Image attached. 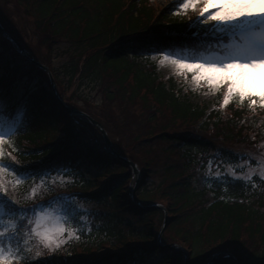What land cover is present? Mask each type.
I'll return each instance as SVG.
<instances>
[{
  "label": "trees",
  "instance_id": "obj_1",
  "mask_svg": "<svg viewBox=\"0 0 264 264\" xmlns=\"http://www.w3.org/2000/svg\"><path fill=\"white\" fill-rule=\"evenodd\" d=\"M200 1L180 0L158 9L149 0H15L46 45L62 41L68 45L62 70L58 75L49 70L65 104L72 102L71 97L63 98L62 81L76 89L85 82L96 86L93 94L100 95L101 109L118 103L125 111V125L132 129L129 144L138 146L137 160L130 159L142 170L135 200L143 205L157 202L167 212L162 242L181 244L187 264H200L222 251L230 252L237 264H264V180L213 176L214 164L209 163L213 159L224 167L244 162L256 146L262 151L261 97L232 96L224 114L207 111L180 95L170 80L162 81L154 63L141 53L142 48L162 53L207 46L210 40L200 35L213 21L192 27ZM230 26L213 29L219 33ZM41 73L15 51L0 50V115L23 99L29 112L23 121L13 123L0 145V246L14 257L11 264H183L181 254L157 245L162 210L142 208L130 199L129 168L107 153L102 142L82 133L85 125L96 129L63 110ZM33 77L37 82L29 87ZM19 85L22 92L12 97ZM84 98L78 100L86 103ZM74 104L91 118H102ZM155 141L173 148L162 150L164 164L151 190L146 178L152 173L149 151ZM63 171L78 173L79 182L62 193L58 186L40 183ZM73 196L98 206L99 219L108 224L106 231L94 239L81 234L59 247L46 245L33 228L36 213ZM213 264L233 263L221 258Z\"/></svg>",
  "mask_w": 264,
  "mask_h": 264
},
{
  "label": "rangeland",
  "instance_id": "obj_2",
  "mask_svg": "<svg viewBox=\"0 0 264 264\" xmlns=\"http://www.w3.org/2000/svg\"><path fill=\"white\" fill-rule=\"evenodd\" d=\"M149 1L155 8L158 9H167L169 7H173L174 4H177V0ZM211 5L213 6L212 3L209 4V6ZM204 7L205 5L203 6V9ZM216 10V8H214V10L212 11H207L205 9L202 12L201 17L206 18ZM237 20H239L241 24L247 25V28L241 29L239 32H237L236 35L237 38L240 39V42L234 40L236 38L235 36H230L232 42L226 47L228 50L226 49L224 53L222 52L223 54L215 53L210 58L193 59L191 57H187L185 53H183L182 56L176 53H174L173 55L170 53H165L163 55L151 53L149 55V60L154 63L157 75L164 82L170 80L175 89L178 90L179 94L187 97L194 104H201L205 106L207 108V111L218 110V112H222V114H224L226 105L224 96L227 93L226 83H220L219 85H216L203 78L197 79L196 77L199 76V72L195 70L189 71L187 69H182L176 63H174V61L184 60L188 63L205 64L217 63L219 67L223 69V71L209 70L206 72V74L215 75L218 77L226 75L229 70L225 69L224 66L232 63L233 57L240 55L239 50L246 48L250 43H254L259 46L261 44V41L264 40V36L260 32V30H257L258 27L255 29L253 28L256 26H259L260 29L264 28V17H240L237 18ZM0 24L2 26H5V29L10 32V34L17 40V42L25 48L27 54L34 58L38 64L47 67L48 70H51L53 73H55V75H58V71H61L63 68V64L67 62V57H65V49L68 45L66 42H58L56 45L47 43L46 45L43 37L39 35L30 18L23 13L21 7L17 5L15 0H0ZM246 36L250 37V39L246 40ZM0 38V50L7 49L16 52V50L10 43H8L7 41H5L4 43V39L1 36ZM147 52L148 51H146L144 48L141 49V53L145 54ZM260 52L261 50L258 47L256 54L260 55ZM241 62H247L246 57H242ZM237 71L238 69H232L231 74L235 76ZM41 75L43 79L45 81L47 80L48 82L46 74L42 72ZM52 79H54L53 76ZM36 82L37 78H34L31 80V83H29L28 86L31 87L35 85ZM20 86L21 85H19L18 88L14 89V94L12 93V97H18V95L22 92ZM62 87L64 89V92H62L64 99H69L71 97L69 100L72 103L75 101V104L73 103L74 105L87 109V113L89 112L92 115L95 114L102 117L101 119H93L88 115L92 120L101 125L111 144L114 143L124 154V157L126 159H128L129 161H131V159L137 160L134 154L138 149V146L135 143L129 144L128 133L130 134V130L132 129H127L125 125V111L123 113L121 112V107L118 103L112 105L109 104L101 109V105H98L100 95H97V97L94 96L93 90H95L96 86H94L93 84L86 85V83L84 82L83 84H80L76 89V86H73L72 83L70 84L66 81H62ZM89 92L91 94H88ZM231 95L237 96L241 99V97L235 92ZM79 96L82 98L83 96H85L84 99L86 100V103L80 102L78 100ZM249 97L260 98V95L254 93L246 94L242 99ZM23 101L24 99L19 101V103L16 105V108L10 110L8 114L0 115V132H2L3 130L6 131L12 126L13 118L18 117V120H21L22 118L24 119L28 117L29 112H25L24 110L21 111ZM72 103L70 104V107H72ZM73 109L86 114L80 109ZM81 121L84 120L81 119ZM203 121L204 118L201 120V122ZM82 129V133L91 138V140L94 139L99 143L102 142L100 139L101 136L98 134V132H96V130L91 129L86 125ZM200 130L203 132L202 128ZM219 144H216L217 148H223V146ZM150 147L152 151H149L151 153L149 154V157H151L153 160L151 167L152 173H148L151 174V176L146 178V185L148 189L152 190L153 187L157 185L159 180L157 174L158 170H160L162 165L164 164L163 162L166 155L162 153V150L165 148H173V146L169 145V143L155 141L150 145ZM243 148H245V146H243ZM173 151L176 152V150ZM211 154L212 153H209L208 155L210 156ZM209 156L207 157L209 158ZM169 158L171 160L170 164L174 166V156L172 155ZM131 162L134 163L133 161ZM209 163L214 164L212 166L213 168H208L210 169L213 176H217L222 173L228 174L229 176L234 178L242 179L244 181L252 180L254 176L264 180V148L262 149V151H258V148L256 146L255 150H252L251 152H249V154L245 155L244 162H240L237 164H229L228 166L222 167L218 163L215 164L213 162V159H209ZM134 164H136V166L138 167L137 162ZM154 169H157L156 173H154ZM138 171H142L140 167H138ZM82 175L85 177L84 174ZM86 176L89 177L93 175L87 174ZM79 180L80 177L78 173L57 172L52 175L43 177L40 183L52 187L58 186L60 189L59 193H62L65 188H67V186L78 183ZM139 181L140 179H137L136 185H138ZM133 185L134 179L131 176L127 181V192L131 187H133ZM58 201L59 202L56 204L44 207V209H42L36 215V220L33 228L36 229V232L39 234L40 238L46 245H55V247H59L62 242L78 240L82 237V235L87 239H94L104 234V231H106V227L108 224H104L105 222H102V220L99 219L100 210L97 205L93 203L81 202V200L77 199L76 196L59 199ZM165 215H167V212L165 213ZM156 219L157 218L154 219V222H156Z\"/></svg>",
  "mask_w": 264,
  "mask_h": 264
},
{
  "label": "snow or ice",
  "instance_id": "obj_3",
  "mask_svg": "<svg viewBox=\"0 0 264 264\" xmlns=\"http://www.w3.org/2000/svg\"><path fill=\"white\" fill-rule=\"evenodd\" d=\"M189 0H185L188 3ZM212 3L217 9L209 16V20L218 21H234L240 17H264V0H205V7L201 9L203 12L209 4ZM258 47L261 52L257 55ZM240 55L233 57V62L225 65V69L229 70L226 75L215 76L207 75L206 72L223 71L217 63H188L184 60H176V63L182 69L189 71L195 70L199 72L197 79L203 78L210 83L219 85L226 83L227 93L224 96V101L227 103L229 96L232 93H237L241 99L246 94H257L261 97V102L264 103V40L257 46L250 43L246 48L239 50ZM242 57H246L247 62H241ZM232 69H238L235 76L231 74ZM205 70V71H201ZM8 133L0 132V145L7 139ZM2 154V149H0ZM14 259L9 252L0 246V264H11Z\"/></svg>",
  "mask_w": 264,
  "mask_h": 264
},
{
  "label": "water",
  "instance_id": "obj_4",
  "mask_svg": "<svg viewBox=\"0 0 264 264\" xmlns=\"http://www.w3.org/2000/svg\"><path fill=\"white\" fill-rule=\"evenodd\" d=\"M0 34L5 38L7 39L8 41H10V43L13 45V47L15 48V50L22 56L24 57L25 59L29 60L30 62H32L33 64H35L36 66H38L40 69H42L43 71L46 72L47 74V77H48V80H49V84H50V88H51V91L55 97V99L57 100V102L60 104V106L71 116H78L79 118L87 121L88 123H90L92 126H94L101 134L102 136V140H103V143H104V148L109 151V153H111L113 156H115L119 161H121L122 163H124L125 165H127L130 169H131V173H132V177L134 179V185L133 187H131L129 189V196L134 200V191H135V185H136V182H137V179H138V170H137V167L135 166V164H133L131 161H129L128 159H126L125 157L123 156H120V155H117L113 149H112V146H111V143L105 133V131L103 130V128L101 127V125L97 122H95L94 120H92L88 115L82 113L81 111H78V110H74L70 107H68L67 105H65L62 100L59 98V96L57 95L56 93V89H55V84H54V81L51 77V74L49 73L47 67L41 65V64H38L36 61L32 60L31 58H29L25 51L23 50V48L18 44V42L12 38L3 28L2 26L0 25ZM144 208H155V207H159L163 210V208L160 206V205H157V204H150V205H146V206H143ZM166 225V215L164 213V218H163V224L160 228V230L158 231L157 233V244L159 245V247H162V248H167V249H171V250H175V251H178L180 252L182 255H183V258H184V264H186L187 262V256H186V253L185 251L182 249L181 246L177 245V244H174V243H171V244H167V245H163L161 244V235H162V232H163V229ZM223 255V258L226 257V258H229L232 260L233 264H237L234 256L232 254H230L229 252H219V253H214L212 254L211 256H209L206 260H204L202 263L200 264H211L212 262L220 259L221 257H219V255Z\"/></svg>",
  "mask_w": 264,
  "mask_h": 264
}]
</instances>
